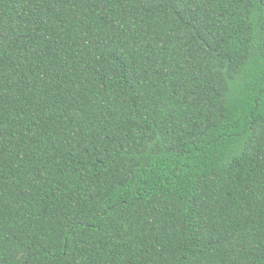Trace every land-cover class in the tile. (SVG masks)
<instances>
[{
	"label": "trees",
	"instance_id": "1",
	"mask_svg": "<svg viewBox=\"0 0 264 264\" xmlns=\"http://www.w3.org/2000/svg\"><path fill=\"white\" fill-rule=\"evenodd\" d=\"M0 264H264V0H0Z\"/></svg>",
	"mask_w": 264,
	"mask_h": 264
}]
</instances>
